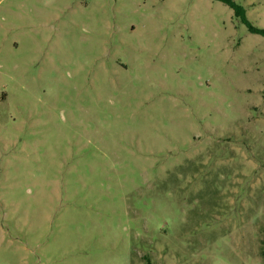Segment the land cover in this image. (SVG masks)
I'll return each instance as SVG.
<instances>
[{"label": "rangeland", "instance_id": "obj_1", "mask_svg": "<svg viewBox=\"0 0 264 264\" xmlns=\"http://www.w3.org/2000/svg\"><path fill=\"white\" fill-rule=\"evenodd\" d=\"M263 252V36L215 0H0V264Z\"/></svg>", "mask_w": 264, "mask_h": 264}, {"label": "trees", "instance_id": "obj_2", "mask_svg": "<svg viewBox=\"0 0 264 264\" xmlns=\"http://www.w3.org/2000/svg\"><path fill=\"white\" fill-rule=\"evenodd\" d=\"M215 1H220L226 4L227 6H229L234 11L235 16L248 27L251 33L258 34L264 37V29L258 28L248 21L246 9L241 4H238L235 0H215ZM263 256H264V252H263Z\"/></svg>", "mask_w": 264, "mask_h": 264}]
</instances>
